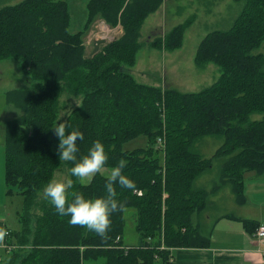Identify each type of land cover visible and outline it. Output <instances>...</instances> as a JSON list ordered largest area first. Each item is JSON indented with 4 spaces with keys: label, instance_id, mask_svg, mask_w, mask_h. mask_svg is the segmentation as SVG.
<instances>
[{
    "label": "trees",
    "instance_id": "obj_1",
    "mask_svg": "<svg viewBox=\"0 0 264 264\" xmlns=\"http://www.w3.org/2000/svg\"><path fill=\"white\" fill-rule=\"evenodd\" d=\"M10 1L0 0V59L17 58L36 89L24 86L5 93V101L22 113L1 126L3 179L8 192L22 195L23 205L17 212L18 229L4 233L9 259L2 264H177L176 248L207 247L210 234L193 217L206 208L210 191L219 185L195 188L197 175L225 156L220 184H228L235 202L243 204L245 173L264 174V54L257 51L264 42V0H244L228 29L213 30L200 42L196 65L213 62L220 74L196 92L139 83L126 68L136 60L141 24L163 0H88L76 31L70 30L66 0ZM98 18L110 27L120 25L121 33L90 54L82 38ZM192 21L193 16L157 38V46L180 47ZM64 92L80 101L63 119L58 113ZM61 121L84 132V140L78 141L81 153L93 141H102L109 154L105 168L123 159L124 173L135 181V190L116 186L123 207L112 214L104 236L68 223L43 195L60 164L53 126ZM208 135L223 141L204 158L192 147ZM141 136L144 146L125 148ZM158 136L163 147L155 143ZM72 163L63 161L75 191L105 193L108 173L78 180L71 177ZM127 208L135 210L138 234L131 245L122 241ZM241 221L252 232L259 225Z\"/></svg>",
    "mask_w": 264,
    "mask_h": 264
},
{
    "label": "rangeland",
    "instance_id": "obj_2",
    "mask_svg": "<svg viewBox=\"0 0 264 264\" xmlns=\"http://www.w3.org/2000/svg\"><path fill=\"white\" fill-rule=\"evenodd\" d=\"M18 1L20 0H11L8 4H14ZM66 1L70 4L71 10L70 30L76 31L79 28L81 29L80 25L84 22L82 16L88 0ZM243 5L244 0H163L154 12L149 13L145 17V20L141 24L138 37L136 38V41L139 43V48L135 53L136 60L132 66L126 68L130 69L135 81L142 84L166 86L180 92H196L210 86L218 78L220 74L219 68L213 62L197 66L195 62L197 48L203 38L211 31L228 29L241 11ZM192 16V23L183 31L180 47L165 50L157 46V38L169 33L175 26ZM120 33V25L110 27L102 18L96 19L90 30L82 38L83 42L86 43V52L91 51L93 47L92 42L95 38L103 36L106 37V42H108L119 36ZM257 51L264 54V42ZM24 86L30 90L36 89L35 84L29 79V76L21 71L18 59L15 57L0 59V163L4 162L1 126L4 125L5 121L22 113L14 105L5 101V93L11 89ZM60 101L61 107L58 117L64 119L69 110L79 103L80 98L64 92ZM254 117H259V115H254ZM222 141L223 138L220 136H204L195 142L192 149L197 151L202 157L208 158L221 145ZM145 144L146 138L141 136L127 142L125 148L132 149L141 145L144 146ZM56 146L59 156L58 145ZM162 153L158 151L156 155L161 158ZM225 159V156L215 158L212 166L197 175L198 177L193 181V187H206L209 190L214 185H219V189L216 192L210 191L208 204L203 210L204 212L210 211V217L203 220V224L206 227L211 225L217 216L216 214L220 212L242 211V208L236 211L233 200L227 197V184H220L219 181L220 167ZM110 170L109 168H104L100 172L107 174ZM67 175V168L63 164V160H60L59 168L55 171L53 178L66 180L69 178ZM88 179L84 178L83 180ZM198 179H201V182H198ZM243 194L249 195L254 200L260 202V204H263L264 176H252V172L245 174ZM22 205V195L14 189L8 192L0 173V220L4 219L3 223L7 225L6 227L12 230L18 229L17 212L20 211ZM250 210L252 211V209ZM200 222L202 223V221ZM226 230V227L219 225L215 230V234L223 233ZM137 239L135 210L127 208L125 209L123 240L126 244H136ZM26 245V248L20 250L22 254L27 252H24L29 247L28 244ZM8 256L9 252L7 253L3 248H0V264L4 260L9 259ZM16 263L20 264L17 261L12 264ZM84 264H93V262H85Z\"/></svg>",
    "mask_w": 264,
    "mask_h": 264
},
{
    "label": "clouds",
    "instance_id": "obj_3",
    "mask_svg": "<svg viewBox=\"0 0 264 264\" xmlns=\"http://www.w3.org/2000/svg\"><path fill=\"white\" fill-rule=\"evenodd\" d=\"M53 127L59 139V160L73 162L70 168L71 177L78 180L90 179L108 165L109 154L102 141H93L87 152L81 153L78 141L84 140L83 131L72 128L63 121ZM66 127L70 129L67 134H65ZM78 153H81L79 157ZM125 164L126 161L121 159L118 164L111 167L105 180L103 195L86 196L82 192L75 191L72 178L49 180L43 189V195L58 215L68 217V223L84 226L104 236L110 229L112 214L123 207L117 199L116 186L130 190L136 188L135 181L123 171Z\"/></svg>",
    "mask_w": 264,
    "mask_h": 264
},
{
    "label": "crops",
    "instance_id": "obj_4",
    "mask_svg": "<svg viewBox=\"0 0 264 264\" xmlns=\"http://www.w3.org/2000/svg\"><path fill=\"white\" fill-rule=\"evenodd\" d=\"M86 44V43H85ZM144 71V70H141ZM163 160V159H162ZM4 164L0 163V173L4 175ZM251 173V172H246ZM252 172V176H264V174L257 175ZM4 182V179H3ZM201 182V179H198ZM5 186V182H4ZM228 186L227 197L231 198L234 202V208L240 212H220L216 214L213 222L209 227L203 224V220L210 217V211L197 213L193 217L195 224L200 223L204 233L210 234V242L207 247H180L174 250L175 261L177 264H264V258L260 253V241L254 235V231L250 230L242 223L241 219L256 220L258 222L264 221V203L260 204L249 195L245 194V202L237 204L232 196L230 186ZM6 187V186H5ZM205 188L206 187H195ZM230 192V193H229ZM231 194V195H230ZM209 201V197H208ZM248 206V207H246ZM252 209V211L250 210ZM231 214L236 218L223 216ZM202 221V223L200 221ZM4 219L0 220V248L4 247V231L7 230V225L3 223ZM199 225V224H198ZM226 227L227 230L223 233L215 234L217 226ZM122 241L123 236H122ZM126 244V243H124ZM127 245V244H126ZM131 245V244H128ZM93 264H101L99 261H87ZM85 263V262H84Z\"/></svg>",
    "mask_w": 264,
    "mask_h": 264
},
{
    "label": "built area",
    "instance_id": "obj_5",
    "mask_svg": "<svg viewBox=\"0 0 264 264\" xmlns=\"http://www.w3.org/2000/svg\"><path fill=\"white\" fill-rule=\"evenodd\" d=\"M156 144H158L160 146L163 145V138L161 136L157 137ZM138 192H140V191H138ZM256 235H257L261 245L263 246L261 252H262V255L264 256V223L259 224L258 228L256 229Z\"/></svg>",
    "mask_w": 264,
    "mask_h": 264
},
{
    "label": "water",
    "instance_id": "obj_6",
    "mask_svg": "<svg viewBox=\"0 0 264 264\" xmlns=\"http://www.w3.org/2000/svg\"><path fill=\"white\" fill-rule=\"evenodd\" d=\"M105 42H106V37L102 36L100 38H95L93 41V47L90 51V54L95 53L99 49V46Z\"/></svg>",
    "mask_w": 264,
    "mask_h": 264
}]
</instances>
